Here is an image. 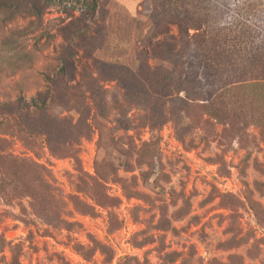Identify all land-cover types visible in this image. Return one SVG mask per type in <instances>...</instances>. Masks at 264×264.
<instances>
[{
	"label": "rangeland",
	"instance_id": "obj_1",
	"mask_svg": "<svg viewBox=\"0 0 264 264\" xmlns=\"http://www.w3.org/2000/svg\"><path fill=\"white\" fill-rule=\"evenodd\" d=\"M0 264H264V0H0Z\"/></svg>",
	"mask_w": 264,
	"mask_h": 264
},
{
	"label": "trees",
	"instance_id": "obj_2",
	"mask_svg": "<svg viewBox=\"0 0 264 264\" xmlns=\"http://www.w3.org/2000/svg\"><path fill=\"white\" fill-rule=\"evenodd\" d=\"M177 27H178V30H179L180 32H182V29H183V28L181 27V25L178 24ZM185 35H186V37H189L187 31L185 32ZM173 39H174V38H173ZM174 40H175V39H174Z\"/></svg>",
	"mask_w": 264,
	"mask_h": 264
}]
</instances>
